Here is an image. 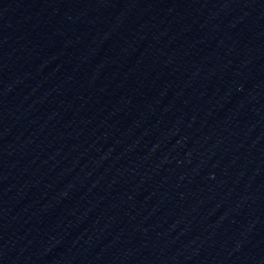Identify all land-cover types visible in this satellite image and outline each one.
<instances>
[{
    "label": "water",
    "instance_id": "water-1",
    "mask_svg": "<svg viewBox=\"0 0 264 264\" xmlns=\"http://www.w3.org/2000/svg\"><path fill=\"white\" fill-rule=\"evenodd\" d=\"M0 264H264V0H0Z\"/></svg>",
    "mask_w": 264,
    "mask_h": 264
}]
</instances>
